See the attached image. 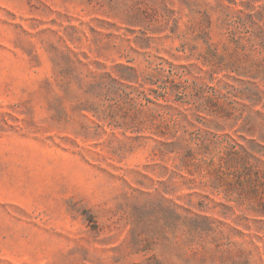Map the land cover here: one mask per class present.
<instances>
[{
	"label": "rangeland",
	"instance_id": "374dc122",
	"mask_svg": "<svg viewBox=\"0 0 264 264\" xmlns=\"http://www.w3.org/2000/svg\"><path fill=\"white\" fill-rule=\"evenodd\" d=\"M0 264H264V0H0Z\"/></svg>",
	"mask_w": 264,
	"mask_h": 264
}]
</instances>
